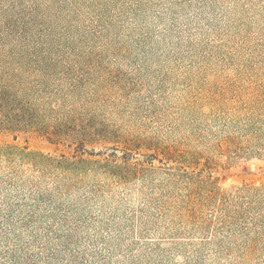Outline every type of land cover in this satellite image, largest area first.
Segmentation results:
<instances>
[{"label":"rangeland","instance_id":"rangeland-1","mask_svg":"<svg viewBox=\"0 0 264 264\" xmlns=\"http://www.w3.org/2000/svg\"><path fill=\"white\" fill-rule=\"evenodd\" d=\"M0 88L70 158L0 154V264H264V0H0Z\"/></svg>","mask_w":264,"mask_h":264},{"label":"trees","instance_id":"trees-1","mask_svg":"<svg viewBox=\"0 0 264 264\" xmlns=\"http://www.w3.org/2000/svg\"><path fill=\"white\" fill-rule=\"evenodd\" d=\"M27 107H25L22 102L17 100V96L10 91L0 88V128H12L19 126H27V120L23 118V113H26ZM57 135L67 136L78 139L80 143H85L86 141H97L98 139L106 138V134L103 128H99L94 124H82L79 119H68L64 120L57 125L56 129L53 128ZM0 154L7 158H12L17 155H21L29 161H34L35 163L47 162L48 164L55 166H62L64 163L70 162V158L64 154L59 157L44 154L42 152L28 150L27 147L20 148L16 144H0ZM178 155L179 152H173ZM192 157L196 156V153L188 152ZM169 155V154H167ZM158 159V158H157ZM129 160L126 158L124 163ZM161 161V160H160ZM77 162H86L85 159L81 158ZM150 166L154 167L153 161H150ZM117 168V173L121 172L119 167L121 165L116 164L114 166ZM178 172H174L173 175L177 178H181L186 182H193L197 186L196 188L202 189L205 184H211L214 182L209 175H203L200 171L188 170L186 168L180 167L176 168ZM175 169V170H176ZM122 175V174H121ZM211 191V190H210ZM15 264V263H13Z\"/></svg>","mask_w":264,"mask_h":264}]
</instances>
